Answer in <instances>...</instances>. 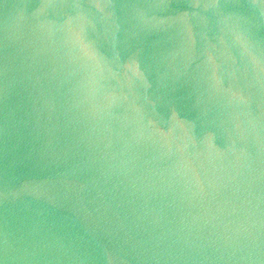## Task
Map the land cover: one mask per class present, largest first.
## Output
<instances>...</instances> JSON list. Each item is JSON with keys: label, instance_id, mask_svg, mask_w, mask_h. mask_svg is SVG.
<instances>
[{"label": "water", "instance_id": "obj_1", "mask_svg": "<svg viewBox=\"0 0 264 264\" xmlns=\"http://www.w3.org/2000/svg\"><path fill=\"white\" fill-rule=\"evenodd\" d=\"M0 264H264V0H0Z\"/></svg>", "mask_w": 264, "mask_h": 264}]
</instances>
